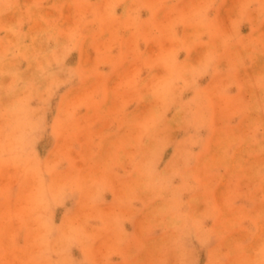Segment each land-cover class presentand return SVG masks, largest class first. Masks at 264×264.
<instances>
[{
	"label": "rangeland",
	"instance_id": "1",
	"mask_svg": "<svg viewBox=\"0 0 264 264\" xmlns=\"http://www.w3.org/2000/svg\"><path fill=\"white\" fill-rule=\"evenodd\" d=\"M0 264H264V0H0Z\"/></svg>",
	"mask_w": 264,
	"mask_h": 264
},
{
	"label": "bare ground",
	"instance_id": "2",
	"mask_svg": "<svg viewBox=\"0 0 264 264\" xmlns=\"http://www.w3.org/2000/svg\"><path fill=\"white\" fill-rule=\"evenodd\" d=\"M192 86H193V85H192ZM261 90H262V89H261ZM194 99H195V98H194ZM196 101H197V100H196ZM179 117H180V116H179ZM198 118H199V116H198ZM156 124H157V123H156ZM156 126H157V125H156ZM153 128H155V127H153ZM158 130H159V129H158ZM170 130H171V129H170ZM164 132H165V131H164ZM160 133H161V132H160ZM152 134H153V132H152ZM164 134H165V133H164ZM156 135H157V134H156ZM153 139H154V137H153ZM187 140H188V139H187ZM189 140H190V139H189ZM192 140H193V139H192ZM153 141H154V140H153ZM173 143H174V142H173ZM162 144H164V143H162ZM151 145H152V144H151ZM164 145H166V144H164ZM186 146H187V145H186ZM181 147H182V146H181ZM160 148H161V145H160ZM160 148H159V150H160ZM182 148H183V147H182ZM151 149H153V148H151ZM177 149H178V148H177ZM147 151H148V150H147ZM151 152H152V151H151ZM153 152H154V151H153ZM148 154H149V153H148ZM152 154H153V153H152ZM156 155H157V154H156ZM171 162H172V161H171ZM146 165H147V164H146ZM151 166H152V165H151ZM145 167H147V166H145ZM148 167H149V166H148ZM148 167H147V168H148ZM166 167H167V166H166ZM151 169H152V168H151ZM158 169H159V168H158ZM182 170H183V169H182ZM149 171H150V169H149ZM152 172H153V171H152ZM234 172H236V171H234ZM150 173H151V172H150ZM166 175H168V174H166ZM169 175H170V173H169ZM160 176H161V175H160ZM158 177H159V176H158ZM170 179H172V178H170ZM167 181H169V183H170L171 180L168 179ZM169 183L167 182L166 184H169ZM166 184H165V186H166ZM171 184H172V186H173V183H172V182H171ZM171 184H170V185H171ZM185 185H186V184H185ZM187 185H189V183H188ZM187 185H186V186H187ZM191 185H192V184H191ZM167 186H168V185H167ZM175 186H176V185H175ZM162 187H163V186H162ZM162 187H161V188H162ZM179 189H180V188H179ZM192 189H193V188H192ZM179 191H180V190H179ZM179 191H178V192H179ZM179 193H180V192H179ZM170 195H171V194H170ZM171 197H172V196H171ZM171 197H170V198H171ZM174 197H175V196H174ZM167 198H168V197H167ZM172 198H173V197H172ZM172 198H171V199H172ZM198 198H199V197H198ZM196 199H197V198H196ZM199 199H200V198H199ZM177 200H179V199H177ZM173 201H176V199H175V200L173 199ZM190 201H191V200H190ZM181 202H182V201H181ZM188 203H189V202H188ZM191 203H192V202H191ZM193 203H194V202H193ZM189 204H190V203H189ZM180 206H181V205H180ZM178 208H179V207H178ZM181 208H182V207H181ZM209 209H210V208H209ZM170 210H171V209H170ZM215 210H216V209H215ZM220 210H221V209H220ZM190 211H191V210H190ZM191 213H192V212H191ZM192 214L194 215V213H192ZM172 215H173V214H172ZM172 215H171V216H172ZM177 216H178V215H177ZM182 216H183V215H182ZM186 216H187V215H186ZM189 216H190V215H189ZM197 216L199 217V215H197ZM183 219H185V218H183ZM191 220H192V219H191ZM185 221H188V220H185ZM197 221H198V220H197ZM190 222H191V221H190ZM192 222H193V221H192ZM202 222H203V221H202ZM202 222H201V224H202ZM175 223H176V222H175ZM178 223H179V222H178ZM197 225H198V224H197ZM197 225H196V226H197ZM185 227H186V226H184V228H185ZM200 227H201V226H200ZM201 228H202V227H201ZM198 229H199V225H198ZM181 231H182V230H181ZM202 231L204 232V230H202ZM182 232H183V231H182ZM205 234H206V233H205ZM205 234H204V235H205ZM199 235H200V234H199ZM204 235H203V236H204ZM201 236H202V234H201ZM203 238H205V237H203ZM181 249H182V248H181ZM184 249H185V248H184ZM181 254H182V253H181ZM183 258H184V255H183ZM190 259H191V257H190ZM190 259H189V260H190ZM189 263H190V262H189Z\"/></svg>",
	"mask_w": 264,
	"mask_h": 264
}]
</instances>
